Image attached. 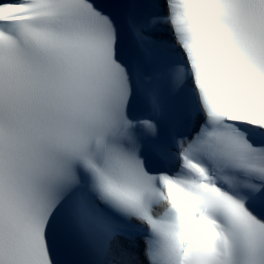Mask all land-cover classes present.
Here are the masks:
<instances>
[{
    "label": "snow or ice",
    "instance_id": "snow-or-ice-1",
    "mask_svg": "<svg viewBox=\"0 0 264 264\" xmlns=\"http://www.w3.org/2000/svg\"><path fill=\"white\" fill-rule=\"evenodd\" d=\"M0 264H264V0H0Z\"/></svg>",
    "mask_w": 264,
    "mask_h": 264
}]
</instances>
